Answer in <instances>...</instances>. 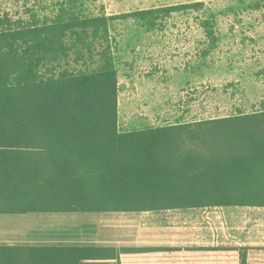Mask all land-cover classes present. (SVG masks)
Listing matches in <instances>:
<instances>
[{"label":"trees","instance_id":"16d2710c","mask_svg":"<svg viewBox=\"0 0 264 264\" xmlns=\"http://www.w3.org/2000/svg\"><path fill=\"white\" fill-rule=\"evenodd\" d=\"M112 19L0 18V197L22 195L29 207L40 204L46 211L233 205L264 198V109L121 131L116 70L71 71L61 62L70 55L69 29L93 28L97 36ZM51 53L60 68L42 74L39 67L50 62Z\"/></svg>","mask_w":264,"mask_h":264},{"label":"rangeland","instance_id":"374dc122","mask_svg":"<svg viewBox=\"0 0 264 264\" xmlns=\"http://www.w3.org/2000/svg\"><path fill=\"white\" fill-rule=\"evenodd\" d=\"M6 14L113 17L97 36L69 29L61 62L116 70L120 130L142 119L175 125L264 109V0H0ZM53 55L42 74L58 72Z\"/></svg>","mask_w":264,"mask_h":264},{"label":"crops","instance_id":"0c3cea01","mask_svg":"<svg viewBox=\"0 0 264 264\" xmlns=\"http://www.w3.org/2000/svg\"><path fill=\"white\" fill-rule=\"evenodd\" d=\"M129 125L124 131L168 124L149 126L142 119ZM14 194L0 197V264H264V198L233 205L46 211Z\"/></svg>","mask_w":264,"mask_h":264}]
</instances>
